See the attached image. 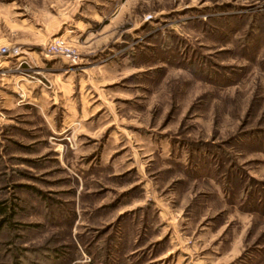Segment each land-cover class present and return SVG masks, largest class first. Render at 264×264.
I'll list each match as a JSON object with an SVG mask.
<instances>
[{"label":"rangeland","instance_id":"374dc122","mask_svg":"<svg viewBox=\"0 0 264 264\" xmlns=\"http://www.w3.org/2000/svg\"><path fill=\"white\" fill-rule=\"evenodd\" d=\"M76 16L47 41L100 107L0 109V264H264V0H0V34Z\"/></svg>","mask_w":264,"mask_h":264},{"label":"crops","instance_id":"0c3cea01","mask_svg":"<svg viewBox=\"0 0 264 264\" xmlns=\"http://www.w3.org/2000/svg\"><path fill=\"white\" fill-rule=\"evenodd\" d=\"M60 22L38 27L22 21V24H18V31H13L15 28L9 22L6 24L8 32L0 34V46L15 42L29 45L28 55L33 65L51 82V87L47 88L17 73L0 75V109L13 108L20 100L35 103L42 114L51 118L52 129H63L74 125L75 121L84 126L86 119L100 107L92 106L91 86L99 82L96 81L97 77H92L94 75L90 70L67 73L62 69L67 65L64 60L42 53L47 39L55 34L81 47L97 41V38L92 40V33H89L87 25L79 16ZM15 63L14 58H6L0 62V67H12ZM95 92L98 96V91ZM57 109L61 111L58 119H55L53 115Z\"/></svg>","mask_w":264,"mask_h":264},{"label":"built area","instance_id":"2783aa9c","mask_svg":"<svg viewBox=\"0 0 264 264\" xmlns=\"http://www.w3.org/2000/svg\"><path fill=\"white\" fill-rule=\"evenodd\" d=\"M42 53L49 57L62 59L71 66L76 65L79 60L76 48L61 37H53L48 40L42 48ZM6 58H14L16 63L12 67H0V75L8 73H17L25 77L40 75V71L26 59L23 50L18 45L0 46V62Z\"/></svg>","mask_w":264,"mask_h":264},{"label":"trees","instance_id":"16d2710c","mask_svg":"<svg viewBox=\"0 0 264 264\" xmlns=\"http://www.w3.org/2000/svg\"><path fill=\"white\" fill-rule=\"evenodd\" d=\"M11 215L9 207L0 201V227L5 223L9 224Z\"/></svg>","mask_w":264,"mask_h":264}]
</instances>
